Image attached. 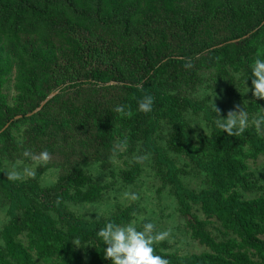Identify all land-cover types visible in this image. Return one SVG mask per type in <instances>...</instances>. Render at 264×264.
Wrapping results in <instances>:
<instances>
[{
	"label": "trees",
	"instance_id": "16d2710c",
	"mask_svg": "<svg viewBox=\"0 0 264 264\" xmlns=\"http://www.w3.org/2000/svg\"><path fill=\"white\" fill-rule=\"evenodd\" d=\"M153 3L174 12L175 20L167 19L162 29L169 33L178 28L187 37L186 50L167 55L152 48L142 30L146 26L152 28L147 20ZM209 16L228 28V34L214 43L205 41ZM83 33L106 42L115 41L127 61L121 65L117 61L116 64L93 61L89 43L82 41ZM72 43L76 47L71 61L76 68L80 65L79 72L73 70L72 74L60 76L50 63L22 74L38 64L31 62L38 59L41 48L54 56L58 51H66ZM257 51H264V0H0V83L16 64L19 68L16 88L21 94L22 88L28 90L23 96L27 108L21 112L22 119L40 107L50 92L56 95L29 121L42 120L53 104L64 102L73 92L94 89L111 91L118 97L114 102L108 101L101 111L96 110L99 115L94 118L98 123L94 141L99 147L109 146L114 132L119 136L128 133L126 137L131 141L143 132L145 141L152 143V128H147L160 117L173 125V140L204 174L205 187L196 193L186 189L170 162L160 156L157 161L164 165L162 179L173 188L186 227L208 251L191 256L167 252L171 264H264V196L243 199L238 192L251 187L245 161L264 156V138H258L252 128L239 137H228L221 130H214L200 138L195 148H190L188 127L179 109L201 108L162 90L170 73L182 81L187 76L193 78V73L182 66L187 60H191L193 67L205 63L221 76L231 68L242 72L244 77L246 65ZM81 65L86 66L85 72H81ZM46 81L52 85L49 89L43 88ZM37 90L42 93L31 96ZM146 94L155 97L153 111L139 113L137 101ZM116 104L130 106L132 117L116 114L113 111ZM259 105L264 107V100L256 101L254 112ZM14 117L0 106V143L9 141L10 130L21 122H11ZM87 182L90 179L78 170L62 177L58 187L42 189L36 179L11 182L0 170V192L11 212L8 224L0 232V264H109L103 258L102 244L94 235L103 219L80 220L63 205L74 199L81 203L95 201L100 189L90 185L82 192ZM74 187L76 195L70 196ZM192 206H197L205 219H215L230 238L214 240L206 231V221L192 212ZM133 211L134 208L128 207L109 218L126 222ZM75 238H79V245L73 244Z\"/></svg>",
	"mask_w": 264,
	"mask_h": 264
},
{
	"label": "rangeland",
	"instance_id": "374dc122",
	"mask_svg": "<svg viewBox=\"0 0 264 264\" xmlns=\"http://www.w3.org/2000/svg\"><path fill=\"white\" fill-rule=\"evenodd\" d=\"M148 18L147 22L152 25V28L146 26L142 32L147 34L146 37L150 39L153 49L167 55L186 50L188 41L185 38L187 37L182 36L178 28L171 30L178 36L162 29L167 19L175 20L173 11H167L160 4L153 3L148 10ZM205 26L207 43H214L218 40L217 38L228 34L227 26L213 17L209 18ZM148 29H150L149 32ZM82 38V41L85 39L89 43L90 59L93 61L100 59L101 62L115 64L117 61L120 65L127 61L123 59L122 51L115 41L106 42L86 33H83ZM74 43L66 51H58L54 56L49 50L41 48L37 52L38 59L31 62L38 64L23 70L22 74L27 75L34 67L40 70L50 63L56 66L60 76L72 74L73 70L79 72L80 65L76 68L75 63L71 61L76 47ZM201 64L203 65L189 70L193 73L192 79L187 76V79L182 81L170 73L162 86L166 95L201 108V110L188 107L179 109L180 116L188 127L187 143L190 148H195L200 138L209 136L214 130H220L212 123L215 113L211 110L208 97L213 95L211 99L221 116H226L229 111L239 106L240 110L246 108L250 119L255 113L253 109L257 101L251 91L244 93L241 83L242 72L230 68L225 76H221L216 69L208 68L204 65L205 63ZM16 66L13 64L10 74L0 83V106L16 116L11 122L21 120L10 130V140L0 143L2 172L6 174L14 166L17 171H23L25 167H28L35 172V177H25L23 182L36 179V184L40 188L50 189L58 187L62 177L73 171H82L90 179V183L87 182L81 191L84 192L90 185H94L100 189V196L92 203H81L75 199L64 202L66 211L78 219L90 222L97 220V215L100 219L109 218L132 207L138 217L151 219L158 230H172V236L159 245L166 252L178 256H191L208 251L192 237L179 213L173 188L165 184L162 179V171L165 168L164 165L158 164L159 156L171 163L178 172V181L186 189L196 193L205 187L204 174L190 161L185 150L180 151L177 141L173 140L175 137L173 125L167 118L160 117L156 124L152 122L148 125L147 130L152 128V143L145 141L142 137L143 132L138 134L134 141L126 137L128 134L126 132L122 136L114 132L109 146L99 147L94 141L98 126L94 118L99 115L96 110L101 111L108 101H116L118 98L116 93L100 90L96 92L94 89L73 92L64 102L53 104L44 113L42 120L31 122L28 118L39 112L50 100L48 98L56 94L54 91L50 92L41 103L43 104L41 108L38 107L32 114H26V119H22L21 112L27 108L23 96L28 90L26 87L22 88V94L17 90L15 77L19 68ZM84 68L86 66L81 65V72L86 71ZM43 86L44 89H49L52 85L46 81ZM40 93L42 91L37 90V93L31 96L37 97ZM55 124L60 126V129H57ZM250 128H252L251 125ZM125 137L128 139V148L126 151L119 150L117 145ZM25 147L37 154L47 149L50 160L46 165L41 166L38 162L24 158L22 152ZM114 151L116 155H113ZM141 154H147L148 159L143 165H137L133 157ZM245 163L246 175L251 187L246 191L239 189L238 192L243 199L264 196V156L259 155L255 159L247 158ZM125 191L138 193L140 199L130 203L123 198ZM75 195L74 187L70 190V196ZM192 212L200 220L206 221V231L214 240L223 241L230 238L215 219H205L197 206H192ZM52 215L56 218L54 213ZM10 217V205L0 192V232L8 224ZM87 260L88 258H85V261Z\"/></svg>",
	"mask_w": 264,
	"mask_h": 264
},
{
	"label": "clouds",
	"instance_id": "9594fccd",
	"mask_svg": "<svg viewBox=\"0 0 264 264\" xmlns=\"http://www.w3.org/2000/svg\"><path fill=\"white\" fill-rule=\"evenodd\" d=\"M183 68L190 70L193 67L191 60L183 63ZM247 71L241 83L244 87V93L251 91L252 96L257 100H264V51H257L246 65ZM251 81L249 86L248 81ZM213 96V95H212ZM208 97L211 110L215 113L213 117L214 127L226 133L228 137H239L249 130L251 125L258 138L264 137V107L260 106L251 119L246 110H240L236 106L235 110L229 111L226 116H221L215 103ZM155 97L146 94L137 101L136 111L148 114L153 111ZM113 111L123 118H131L133 111L131 107L125 104H116ZM119 150L126 151L128 148V139L125 137L117 145ZM116 155V152H113ZM22 156L41 166L46 165L50 160V153L47 149L41 150L38 154L25 147ZM148 159L147 154L136 155L133 161L137 165H143ZM7 180L11 182L23 181L25 177L34 178L35 172L28 167L23 171H17L15 166L6 173ZM123 198L130 203L140 199L139 194L134 191H125ZM131 219L117 221L105 217L101 226L94 230L97 242L102 244L103 258L109 261V264H171L166 250L158 246L172 236L171 229L163 231L158 230L157 225L147 217H138L133 211L130 213ZM100 220V216H96ZM73 244L79 245V238H75ZM88 245V244H86ZM85 245V246H86Z\"/></svg>",
	"mask_w": 264,
	"mask_h": 264
},
{
	"label": "water",
	"instance_id": "95a60500",
	"mask_svg": "<svg viewBox=\"0 0 264 264\" xmlns=\"http://www.w3.org/2000/svg\"><path fill=\"white\" fill-rule=\"evenodd\" d=\"M48 99H50V98H48ZM43 106V104L40 106V108Z\"/></svg>",
	"mask_w": 264,
	"mask_h": 264
}]
</instances>
